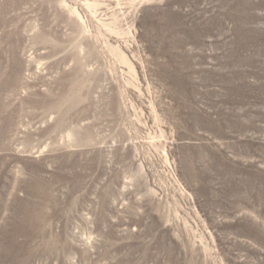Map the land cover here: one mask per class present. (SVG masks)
Masks as SVG:
<instances>
[{
  "label": "rangeland",
  "instance_id": "1",
  "mask_svg": "<svg viewBox=\"0 0 264 264\" xmlns=\"http://www.w3.org/2000/svg\"><path fill=\"white\" fill-rule=\"evenodd\" d=\"M0 264H264V0H0Z\"/></svg>",
  "mask_w": 264,
  "mask_h": 264
}]
</instances>
